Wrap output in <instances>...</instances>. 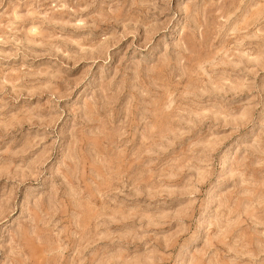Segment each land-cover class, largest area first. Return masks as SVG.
I'll use <instances>...</instances> for the list:
<instances>
[{
	"label": "rangeland",
	"instance_id": "1",
	"mask_svg": "<svg viewBox=\"0 0 264 264\" xmlns=\"http://www.w3.org/2000/svg\"><path fill=\"white\" fill-rule=\"evenodd\" d=\"M0 264H264V0H0Z\"/></svg>",
	"mask_w": 264,
	"mask_h": 264
}]
</instances>
